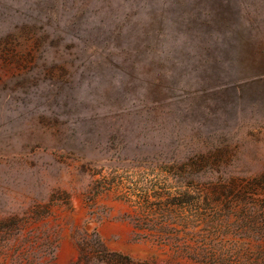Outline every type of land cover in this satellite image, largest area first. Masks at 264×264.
<instances>
[{"label": "rangeland", "instance_id": "1", "mask_svg": "<svg viewBox=\"0 0 264 264\" xmlns=\"http://www.w3.org/2000/svg\"><path fill=\"white\" fill-rule=\"evenodd\" d=\"M189 157L212 181L264 171V0H0V264H86L96 234L149 264H264ZM104 177L185 201L158 215L168 244Z\"/></svg>", "mask_w": 264, "mask_h": 264}, {"label": "trees", "instance_id": "2", "mask_svg": "<svg viewBox=\"0 0 264 264\" xmlns=\"http://www.w3.org/2000/svg\"><path fill=\"white\" fill-rule=\"evenodd\" d=\"M192 158L189 157L184 160V164L181 165L182 169L186 171L187 175H195L197 180L193 179V182H195L197 186L201 185L204 190L212 191L214 194L215 190L218 191L227 187L226 183L230 185L228 187H230L231 194L227 196L230 197L233 204H235L234 214L236 213V216L240 218V229L243 231L245 237L250 238L248 240H258L260 242L256 244V248L260 253L264 254V171L242 178L232 176L226 180L219 179L217 181H212L210 178H201L200 175L203 174L199 173H201L203 166L197 168V170L193 169V171H187L188 166L192 168H194L193 166L199 167L202 165V161H204L201 158L198 162H194ZM164 161L166 162L164 159H159L155 165L158 166ZM172 166H177V160L172 162L170 167ZM222 181H225V184H223ZM118 184L123 188L131 187L128 192L124 193L123 199L138 212V218H134V220L137 221L136 226L141 229L153 228V230L161 231L155 236L156 238L154 240L160 244H168L170 242V235L167 232L171 229H175L173 224L177 225V218H159L158 215L165 210L173 209L176 212L177 206L181 204V208H183L185 201L183 200L180 204H177V195L171 194L166 187L159 188L160 186L153 181L144 182L143 185L140 184V187L136 188L132 187V180H127V178H121L120 181L116 183L114 178L111 182L104 177L101 185L97 183V186L93 187L96 189L97 193H100L103 189H106L104 191L113 190ZM213 198V196H208L206 198L198 197L193 199L192 203L200 205L201 208H212L211 203H208V201H215L216 199L213 200ZM139 214H141V216H139ZM142 216L145 218H142ZM9 225H16V222ZM143 237L145 236L137 237V240H141ZM86 239L87 238L84 236L83 241L82 238L79 240V262L84 261L86 264H95V262L101 264H149L146 261H138L121 252L107 250L97 234L92 240V244Z\"/></svg>", "mask_w": 264, "mask_h": 264}]
</instances>
